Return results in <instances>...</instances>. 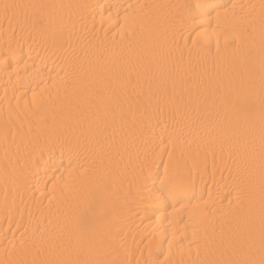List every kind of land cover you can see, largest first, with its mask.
I'll return each mask as SVG.
<instances>
[{"label": "snow or ice", "instance_id": "6c2138e0", "mask_svg": "<svg viewBox=\"0 0 264 264\" xmlns=\"http://www.w3.org/2000/svg\"><path fill=\"white\" fill-rule=\"evenodd\" d=\"M91 7L0 0V16L26 36L29 59L36 44L44 53L72 49L70 63L78 64L70 83L68 73H57L63 96L46 114L33 112L14 157L6 156V177L11 167L27 185L44 155L57 152L68 159L69 177L81 157L92 169L71 182L64 173L48 177L54 188L63 185L58 199L66 210L51 233L38 227L39 235L10 242L0 264H132L122 253L125 208L149 219L180 208L194 224L187 260L173 258L171 241L165 254L149 240L144 264H264V0L129 4L124 45L107 51L90 41L94 59H86L72 43L76 23L61 13ZM7 60L21 63L5 53L4 71L12 69ZM183 129L194 139L177 134ZM193 146L196 156L219 158L228 195H197L187 166Z\"/></svg>", "mask_w": 264, "mask_h": 264}, {"label": "bare ground", "instance_id": "6f19581e", "mask_svg": "<svg viewBox=\"0 0 264 264\" xmlns=\"http://www.w3.org/2000/svg\"><path fill=\"white\" fill-rule=\"evenodd\" d=\"M24 2L91 5L87 12L72 8L64 9L61 14L71 15L76 23L72 43L77 49V54L84 57V54L88 53L86 59H94L89 46L90 41L93 44L102 41L107 51L119 50L124 45L122 35L127 31L124 13L129 4H168L175 3L176 0H24ZM233 2L258 5L260 0H233ZM152 12L154 15L159 14L158 9H153ZM81 17H83V30ZM121 25H124L123 29ZM105 34L107 40L103 39ZM25 40L26 36L22 39L19 28L15 25L10 27L0 16V56L5 53H17V59L21 61L18 66L11 60L5 61L12 63V69L8 71L0 67V260L5 259V248L12 252L10 242L14 241L19 245L22 239L39 235L34 231L36 228H47L51 233L60 212L66 210L58 199L63 185L57 182L54 188L53 183L48 182V177H59L64 173V180L71 182L75 177L87 178L92 171L91 161L81 157L76 164L73 177H69L65 172L68 159L66 156L61 158L60 153L57 152L51 157L44 155V160L35 169L27 185L16 180L11 167L6 177L4 172L6 156L9 159L14 157L21 136L27 132L29 124L35 122L33 112L38 108L41 114H46L50 106L57 103L58 93L63 96L64 81L57 76V73H68L66 79L70 83L78 67V64L70 63L73 59L72 49L58 54L44 53L33 44L32 58L29 59V47ZM18 44H24L21 52H17ZM37 52H40L39 56L36 55ZM24 61H27V66ZM30 106H32L31 110ZM155 132L159 135L161 128H156ZM177 134L185 139H194V133L189 129L178 131ZM190 151L191 158L188 159L187 166L192 169L197 195L202 193L205 200H208L210 192L213 199L219 195H228V188L221 179L219 158H214L211 154L196 156L194 146ZM46 169L48 176H44ZM54 195L57 199H53ZM168 213H172L171 208L168 209ZM168 213L157 212L155 217L149 219L143 213L137 215L135 211L124 209L120 220L123 234L122 253L132 261V264H136V261L144 264V261L149 259L146 248L149 240L159 244L165 254L168 253V242L171 241L173 258L188 259L187 249L190 246L189 240L194 227V224L189 222V212L178 208L174 214L168 215ZM198 215V210L192 211L194 220ZM49 219L52 220V224L47 223ZM25 229L28 231L25 232ZM191 259H196L194 248Z\"/></svg>", "mask_w": 264, "mask_h": 264}]
</instances>
